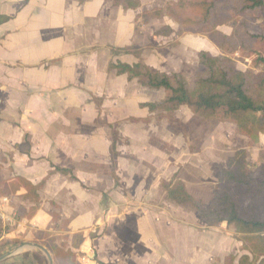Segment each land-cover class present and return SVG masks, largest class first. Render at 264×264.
I'll return each mask as SVG.
<instances>
[{"label": "crops", "instance_id": "1", "mask_svg": "<svg viewBox=\"0 0 264 264\" xmlns=\"http://www.w3.org/2000/svg\"><path fill=\"white\" fill-rule=\"evenodd\" d=\"M139 13V9L115 6L113 0H0V16L9 17L0 24L1 174L43 182L40 204L30 218H17L16 208L28 209L33 202L0 196V257L8 254L0 264H37L41 255L47 256L36 244L47 249L44 244L50 239L65 242L66 248L77 253L79 264H124L126 258L127 262L135 258L133 251L141 239L136 235L124 239L119 233L125 224L114 225L102 235L92 228L106 223L104 218L100 223L99 212L107 204L103 193L117 192L116 185L122 186L121 122L130 124L138 144L139 128L165 120L155 119V112L146 105L161 100L163 89L144 87L110 68L118 61L133 64L139 60L131 54L116 55L112 47L150 45L141 55L150 66L146 53L162 46L145 39L143 27L149 22L137 31ZM69 31L77 35L79 49L64 56L72 42ZM155 32H151L153 37L175 36ZM86 47L91 51L84 54ZM100 48L109 53L108 60L93 54ZM148 91L162 95L151 100L145 97ZM84 128L92 131L80 136ZM114 135L116 157L112 158ZM136 144L135 156L128 160L134 175L140 174V165L150 171L147 161L153 160L150 148ZM52 212L59 215L58 222ZM61 220L68 221L67 228L60 226ZM137 225L132 218L128 231ZM80 233L84 234L82 241H74ZM145 233L141 236L148 247L158 241L155 229ZM14 239L21 242L1 243Z\"/></svg>", "mask_w": 264, "mask_h": 264}, {"label": "trees", "instance_id": "2", "mask_svg": "<svg viewBox=\"0 0 264 264\" xmlns=\"http://www.w3.org/2000/svg\"><path fill=\"white\" fill-rule=\"evenodd\" d=\"M113 5L125 10L139 9L141 2L113 0ZM261 15H264V0H171L164 6L138 14L137 31L151 19L167 16L177 27L166 24L155 32L156 35L174 34L179 38L189 33L205 34L220 49L222 55H213L208 50L198 53L199 69L195 72L193 86L182 72L167 73L144 63L141 55L150 45L112 47L116 55L131 54L139 60L133 64L118 61L111 63L110 68L127 74L130 80L137 79L144 87L164 90L161 100L146 104L150 111L156 112L154 117L157 120L171 119L173 112L187 106L203 118L232 122L240 134L257 140L260 134H264V70L241 71L232 57L239 52L243 57L251 58L255 66L264 65V18L259 32L249 30L251 18L261 19ZM8 19L0 16V24ZM222 25H230L232 32H222L219 29ZM116 139L114 135L112 158L116 157ZM259 157L263 161L259 176L253 174L244 149L230 157L227 167L219 172L217 189L208 204L190 194L182 180H174L165 186L168 199L190 205L207 225L226 222L241 234L240 240L247 253L239 257L237 264H264V149ZM1 171L2 163L0 196L33 202L35 205L28 209L16 208L17 218H30L40 204L39 191L43 182L35 184L19 175L4 178ZM52 217L55 222L60 219L55 212ZM60 226L67 228L68 221L61 220ZM1 230L0 227V234ZM83 238L84 234L80 233L73 239L80 242ZM3 242L17 244L21 241ZM44 245L52 253L54 264H79L77 253L66 248L65 242L57 244L56 239H50ZM225 264H235V256H227Z\"/></svg>", "mask_w": 264, "mask_h": 264}, {"label": "rangeland", "instance_id": "3", "mask_svg": "<svg viewBox=\"0 0 264 264\" xmlns=\"http://www.w3.org/2000/svg\"><path fill=\"white\" fill-rule=\"evenodd\" d=\"M168 1L171 0H140L139 10L142 12L164 6ZM263 16L261 15V19L251 18L249 26L251 32H259ZM152 20L148 26L143 27V35L153 44L162 46L159 45L160 49L149 50L146 53V60L151 67L160 68L167 73L182 72L193 86L195 72L199 69L198 53L201 50H208L213 55H222L220 49L205 34L189 33L181 36V39L176 36L153 37L151 32L159 30L162 26L169 24L176 28L177 25L167 16ZM219 29L227 34L232 32L230 25H222ZM69 34L72 42L66 48L64 56L79 49L77 35L74 37L70 31ZM85 50L84 54L89 53L91 47H86ZM94 51L93 54L101 58L108 60L110 57L109 53L101 48ZM113 58L117 60L116 57ZM232 58L235 66L241 71L264 70V65L255 66L251 58L243 57L239 52H235ZM161 95L162 92L156 91L145 97L157 100ZM99 98L103 100L105 97ZM150 124L147 128H139L142 137L136 139L139 142L136 144L129 128L130 124L126 121L121 122L124 143L122 154L125 158L122 161L123 172L120 178L122 186L116 185L117 192L103 193L106 194L107 204L99 213L100 223L104 222V219L106 223L93 224L92 229L102 232V235L112 231L114 225L115 228H120L125 224L119 233L124 239L134 238L133 235L141 239L140 247L133 251L135 256L133 262H127L126 258L125 262L123 260L124 264H225V259L229 255L235 256L237 264L239 257L247 253L240 240L241 234L226 222L207 225L199 219L195 209L190 205L178 204L168 199L165 186L174 180H182L190 194L205 204L210 203L217 189L220 170L227 167V160L238 150L246 151L253 174L259 176L263 165L259 153L264 149V134H260L257 140H252L240 134L234 123L203 118L193 113L187 106H181L173 112L171 119ZM90 130L92 131V128L88 130L84 128L80 136H86ZM98 130L102 134L104 129L100 126ZM147 140L149 142L146 144ZM135 144L150 148L153 158L151 161L146 160L151 170L146 172L145 167L140 165L138 175V172H134L136 175L133 174L128 161L135 156ZM132 218L138 221V225L130 232L127 223ZM150 229L152 233L155 229L158 241L148 247L141 234L144 236ZM39 253L42 254L41 251H38ZM123 253L127 254L128 251ZM37 264H48V260L41 255L37 259Z\"/></svg>", "mask_w": 264, "mask_h": 264}, {"label": "water", "instance_id": "4", "mask_svg": "<svg viewBox=\"0 0 264 264\" xmlns=\"http://www.w3.org/2000/svg\"><path fill=\"white\" fill-rule=\"evenodd\" d=\"M36 246L39 247V248H41L45 252V254H46L47 258H48L49 264H54V260H53V257L51 255V253L45 247H43V246H41L39 244H36ZM7 256H8V254L7 255H4V256H1L0 257V261H2Z\"/></svg>", "mask_w": 264, "mask_h": 264}, {"label": "built area", "instance_id": "5", "mask_svg": "<svg viewBox=\"0 0 264 264\" xmlns=\"http://www.w3.org/2000/svg\"><path fill=\"white\" fill-rule=\"evenodd\" d=\"M6 199V198H5Z\"/></svg>", "mask_w": 264, "mask_h": 264}]
</instances>
